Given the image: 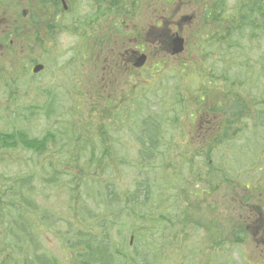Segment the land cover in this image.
<instances>
[{"label":"rangeland","instance_id":"obj_1","mask_svg":"<svg viewBox=\"0 0 264 264\" xmlns=\"http://www.w3.org/2000/svg\"><path fill=\"white\" fill-rule=\"evenodd\" d=\"M128 1L125 40H141L146 62L123 82L110 72L107 96L86 92L89 71L95 67L98 79L105 70L93 51L90 60L78 55L74 31L53 32L48 45L39 35L27 52L42 58L44 69L33 74L29 65L21 84L0 88V110L14 114L11 128L0 119V131L16 127L38 140L51 135L38 155L0 154V218L29 214L34 234L25 238V264H264L260 236L230 237L231 218L239 216L230 201L246 200L244 186L264 211V19L237 12L249 0H218L216 11L223 8L226 18L220 22L207 16L211 0H173L170 7L169 0H154L151 9L150 0H133L127 11ZM24 9L23 3L6 9L5 25L12 33L19 28L13 39L33 35L25 20L13 19ZM191 14L178 32L183 53L169 57L165 36L176 30L163 21ZM45 20L54 26L51 15ZM123 48L117 45L113 61ZM9 65L20 66L0 53V70ZM118 95L124 102L100 115L98 98L120 101ZM100 153L107 154L103 160ZM79 170L87 176L77 184ZM19 173L27 175L23 181ZM24 249L19 241L11 255L0 249V262L18 264Z\"/></svg>","mask_w":264,"mask_h":264},{"label":"flooded vegetation","instance_id":"obj_2","mask_svg":"<svg viewBox=\"0 0 264 264\" xmlns=\"http://www.w3.org/2000/svg\"><path fill=\"white\" fill-rule=\"evenodd\" d=\"M67 4L68 1V8L69 13L64 16L66 17L63 22V28L69 29L70 34L72 35V30H74L75 34L78 36V45L75 48V51L82 54V57L88 58L89 60L92 58L90 55L93 51V54L100 55L102 57V65L103 70H105V73L103 77H99L96 79L95 73V67L94 69L90 70L87 74V78L85 79L86 82H88V88L86 92H92V95L97 92L98 97H105L107 96V89L109 88V76L110 72L113 73L114 70L119 74H116L112 78H116L117 80L122 81V78H126V76L132 75L133 72L139 71L142 69H135L133 67V64L137 57L139 56V44L141 43V40H139L138 37H132V40L126 41L125 34L123 33V29L125 26V19H124V9L125 4L124 0H64ZM129 9L133 6L131 5L134 3L133 0L128 1ZM23 3L26 9L22 10L20 15H17L18 17H14L13 19L18 22L21 20L24 21V28L25 31H30L31 34H36V36L40 33L44 32H52L59 28L60 21H61V14L59 15V4L61 7V0H0V13L2 15H6V9L7 7H11L13 4ZM155 3L154 0H150V5H148V8L151 9L152 4ZM165 5H168V7L171 6L170 0L165 3ZM78 6V8H77ZM77 8V10H76ZM84 8L86 13L85 16L81 19L80 10ZM76 13V14H75ZM166 13H170L166 9ZM49 14L52 17L53 24H49L45 20V15ZM75 16L73 17V15ZM5 16L2 20H0V26L2 24L5 25L6 19ZM8 17V16H7ZM20 17V18H19ZM57 21V22H56ZM167 24H172L171 26L177 30L176 22L173 23L169 20H164L163 25L167 26ZM169 31H166L168 34L171 33V27L170 25ZM184 26L181 25L179 28V31L183 30ZM4 31L0 33V49L5 51V55L10 56V51L12 49V46H14V43H20L25 44L21 47H27L28 46V37L21 38V39H13V34H17V31L19 28H13V33L11 31V27L5 25ZM168 30V29H167ZM36 31V32H35ZM49 31V32H48ZM4 32H7L8 34L3 39ZM167 35L168 39V47L170 49L171 46V37ZM121 45L123 50L121 52H117V56H119L118 61H113L114 57L111 56L112 53L115 52V49L117 45ZM130 44H134V48L130 47ZM126 46V47H125ZM94 55V56H95ZM108 56V59H110L109 62H106ZM78 57V56H77ZM148 58V57H147ZM77 64V62H76ZM105 64H107L105 66ZM100 63L97 64L99 67ZM76 67V65H75ZM74 67V68H75ZM112 76V75H111ZM91 80V81H90ZM94 81V84L93 82ZM101 81L100 86H98V83ZM76 87H80V84ZM81 89V88H80ZM82 91V90H81ZM86 94V93H85ZM119 96V95H118ZM121 101L124 102V98L122 95H120ZM98 105L101 107V114H104L106 111L105 107H112V109H115L118 107V102L116 99L109 98L107 101H103L100 98H98ZM79 155V154H78ZM78 177V183H81L84 178H86V174H84L83 171H79V175L76 174ZM243 191V190H242ZM245 194L242 195L243 198L246 200L240 202V201H230V208L231 212L232 210L239 213V216H232L231 218V224H232V237L233 241L235 242L236 239L239 241H242L239 239V235L246 236L249 232H254V234L261 237V240L258 244L260 246L261 251L264 252V211L263 207L259 206V202L253 203L251 200H248V191L249 187L244 186ZM229 208V209H230ZM236 220L240 221L239 223H236Z\"/></svg>","mask_w":264,"mask_h":264},{"label":"trees","instance_id":"obj_3","mask_svg":"<svg viewBox=\"0 0 264 264\" xmlns=\"http://www.w3.org/2000/svg\"><path fill=\"white\" fill-rule=\"evenodd\" d=\"M220 1V0H219ZM219 1L218 0H211L212 6L210 7V12L208 13V17L211 16V19H216L218 22L220 21H226V18L224 16H222L223 13V8L219 7V10H217L216 7V3L217 6H219ZM242 1V0H238ZM249 4V5H248ZM216 8V9H215ZM237 12L239 11H247L248 14L250 15H254V18H263L264 19V0H249L248 2H240L239 5H237L236 7ZM253 18V22L257 23V21ZM225 19V20H224ZM263 21V20H262ZM239 21L236 19L235 21H233L232 23L236 24ZM230 23V26L231 24ZM236 29H239L238 27ZM98 105V103H97ZM18 132V131H17ZM48 137L51 138V135L48 134L45 136V138L47 139ZM45 138L42 137L41 140H38V138H31V139H27L24 138L22 141L24 143V145L27 147L28 150H33L35 153H39V150L41 149V147H46V140ZM81 155V150H79V153ZM95 154L90 153L87 157V160H92ZM106 153H100L99 156L101 158V160L104 159V156H106ZM94 160H92L93 162ZM78 163V160H77ZM95 174V173H94ZM75 181H78V179H74ZM79 184V183H77ZM79 187V186H76ZM31 201H29L30 203ZM0 207H2V201H1V197H0ZM1 218L0 222L2 221ZM18 226V227H14V226ZM7 228L8 231H5V233L0 231V249L2 251H9V254H12L13 249L15 248L16 243L19 241L22 243V247H24L25 249L21 251V256H20V261L18 264H25L26 261V255H27V250L26 249L28 247V245H25V238H31L28 237L26 235H31L32 234V225H30V216L27 212H23V211H17V217L12 218L11 220L7 221ZM24 234L23 235H21ZM15 236V240H10L9 236L10 235ZM34 234V233H33ZM32 234V235H33ZM0 264H6L5 259L1 260ZM35 264V263H33ZM38 264V263H36Z\"/></svg>","mask_w":264,"mask_h":264},{"label":"water","instance_id":"obj_4","mask_svg":"<svg viewBox=\"0 0 264 264\" xmlns=\"http://www.w3.org/2000/svg\"><path fill=\"white\" fill-rule=\"evenodd\" d=\"M183 47H184L183 39H181L179 36H176L173 39L171 54L173 56H175V55H178V54L182 53ZM144 62H145V59L143 57L137 58V60H136V62L134 64L135 68L142 67Z\"/></svg>","mask_w":264,"mask_h":264},{"label":"bare ground","instance_id":"obj_5","mask_svg":"<svg viewBox=\"0 0 264 264\" xmlns=\"http://www.w3.org/2000/svg\"><path fill=\"white\" fill-rule=\"evenodd\" d=\"M4 39V38H3Z\"/></svg>","mask_w":264,"mask_h":264}]
</instances>
